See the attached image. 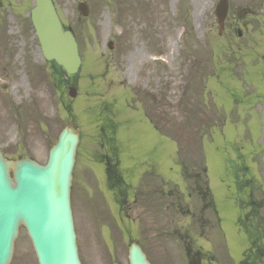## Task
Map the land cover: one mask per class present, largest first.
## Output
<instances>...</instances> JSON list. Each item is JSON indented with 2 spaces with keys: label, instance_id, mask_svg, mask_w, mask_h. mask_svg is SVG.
<instances>
[{
  "label": "rangeland",
  "instance_id": "obj_1",
  "mask_svg": "<svg viewBox=\"0 0 264 264\" xmlns=\"http://www.w3.org/2000/svg\"><path fill=\"white\" fill-rule=\"evenodd\" d=\"M20 1L22 8L8 1L7 14L0 16V147L8 157L45 163L62 128L74 121L80 128L72 208L82 264H128L131 240L143 244L153 264H188L190 239L193 251L202 252V264L209 258L239 264L248 240L238 226L236 174L253 176V196L264 200V0H229L223 35L213 14L215 0H85L91 7L88 17L77 9L83 0H54L79 43L83 65L72 81L75 98L69 95L71 81L55 84L33 38L26 10L34 0ZM229 51L231 60L224 57ZM234 65L239 73L233 75ZM221 77L223 83L214 84ZM243 78L244 87L238 82ZM222 84L232 89L230 94L216 86ZM155 87L169 91L171 107L154 106L172 118L169 137L141 114L151 103L146 91ZM201 90H206L202 105ZM118 125L119 167L134 185L122 214L115 191L107 186L105 162L115 160L112 147L101 136L102 127L108 136ZM203 165L218 222L212 207L205 209L214 226L211 238L200 239L195 218L182 217L189 208L183 193L186 185L187 193L190 184L205 185L204 173L185 179L182 167L194 171ZM157 187L172 188L170 210ZM190 199V210L200 213V201ZM259 213L264 234V203ZM169 222L164 241L157 232ZM10 264H38L23 227Z\"/></svg>",
  "mask_w": 264,
  "mask_h": 264
},
{
  "label": "water",
  "instance_id": "obj_2",
  "mask_svg": "<svg viewBox=\"0 0 264 264\" xmlns=\"http://www.w3.org/2000/svg\"><path fill=\"white\" fill-rule=\"evenodd\" d=\"M79 8L88 14L86 4ZM227 8V0H221L217 10L221 27ZM32 19L45 57L70 74L77 72L81 63L77 43L71 31L63 30L52 0H36ZM79 141V128L67 126L46 165L32 159L8 160L0 152V264H9L21 225L32 239L40 264H81L71 208ZM129 264H150L136 243L130 246Z\"/></svg>",
  "mask_w": 264,
  "mask_h": 264
},
{
  "label": "flooded vegetation",
  "instance_id": "obj_3",
  "mask_svg": "<svg viewBox=\"0 0 264 264\" xmlns=\"http://www.w3.org/2000/svg\"><path fill=\"white\" fill-rule=\"evenodd\" d=\"M5 8V0H0V14L2 16L5 15V10H3Z\"/></svg>",
  "mask_w": 264,
  "mask_h": 264
},
{
  "label": "trees",
  "instance_id": "obj_4",
  "mask_svg": "<svg viewBox=\"0 0 264 264\" xmlns=\"http://www.w3.org/2000/svg\"><path fill=\"white\" fill-rule=\"evenodd\" d=\"M59 75H63V70L60 68L58 69Z\"/></svg>",
  "mask_w": 264,
  "mask_h": 264
}]
</instances>
